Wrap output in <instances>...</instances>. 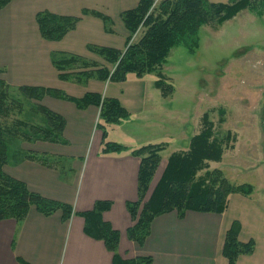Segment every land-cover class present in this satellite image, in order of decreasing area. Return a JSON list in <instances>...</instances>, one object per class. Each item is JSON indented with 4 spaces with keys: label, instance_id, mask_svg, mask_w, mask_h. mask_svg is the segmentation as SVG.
Returning a JSON list of instances; mask_svg holds the SVG:
<instances>
[{
    "label": "crops",
    "instance_id": "crops-1",
    "mask_svg": "<svg viewBox=\"0 0 264 264\" xmlns=\"http://www.w3.org/2000/svg\"><path fill=\"white\" fill-rule=\"evenodd\" d=\"M139 1L13 0L0 11V80L12 88L55 89L74 99L92 93L117 100L130 117L119 126L111 127L108 136L116 129L121 130L124 142L119 145L129 151L155 144L154 138L147 140L146 137L158 129L163 136L158 141H174L175 131L169 132V129H175V110L154 87V77L137 79L130 75L122 84L90 80L78 86L60 82L51 64V55L62 53L104 65L88 52L89 46L124 51L129 34L120 15L135 9ZM208 1L225 4L230 0ZM40 12L80 21L61 41L45 42L35 22ZM91 12L109 19L110 32ZM41 105L64 119L63 137L67 146L38 142L28 144L26 149L22 147V151L45 154L59 162L63 159L66 173L71 176L63 178L56 167L47 169L23 160V156L3 171L24 183L30 192L71 207L72 215L63 221L61 212L44 217L30 209L20 224L13 220L0 222V264H112V254L103 243L84 233L81 215L91 212L96 203L111 205L101 214V221L118 233L117 255L121 261L149 257L152 264H227L222 256L225 234L237 222L240 225L238 241L253 242L254 252L239 257L236 264H264V198L252 195L230 196L227 209L221 215L197 212H186L182 218L175 212L160 215L152 221L149 236L141 247L130 242L126 232L134 222L126 206L138 199L139 160L128 154L99 156L101 134L95 129L98 108L80 111L72 103L47 97ZM134 145L139 146L133 149ZM165 166L160 160L144 201L150 197Z\"/></svg>",
    "mask_w": 264,
    "mask_h": 264
},
{
    "label": "trees",
    "instance_id": "trees-1",
    "mask_svg": "<svg viewBox=\"0 0 264 264\" xmlns=\"http://www.w3.org/2000/svg\"><path fill=\"white\" fill-rule=\"evenodd\" d=\"M12 1L0 0V11ZM152 7L153 1L140 0L135 9L120 15V20L129 34L124 51L88 47V52L105 65L74 55L53 53L50 60L58 80L84 86L90 80L122 84L130 75L137 79L153 76L154 87L165 99L173 94L174 89L170 80L162 73V68L173 49L182 46L192 54L199 47L200 28L209 25L221 26L241 12L247 11L256 17H264V0H230L225 4L210 3L208 0H174L160 2L156 10ZM89 14L100 19L107 32H110L107 29L110 24L107 17L94 12ZM79 21L78 18L57 16L48 12H40L35 17L41 39L51 43L61 41L76 28ZM139 31L140 38L131 42L132 37ZM46 97L72 103L80 111L89 107L98 108L96 129L101 134L99 156L128 154L139 160L138 199L126 206L134 222L126 232L127 238L138 247L149 236L152 221L160 215L171 212H175L180 218L186 212L221 215L227 209L230 196L249 197L252 194L251 186L231 185L220 171L208 170L210 163L221 162L230 136L218 139L207 113L202 115L200 131L190 139L187 150L169 156L159 181L148 200L144 201L160 164V154L166 146L147 144L129 151L119 144L107 141L111 127L119 126L130 117L117 100L92 93L74 99L55 89L12 88L0 80V222L13 220L20 224L26 219L30 209H35L44 217L61 212L63 221L69 220L72 215L71 207L30 192L24 183L9 177L3 171L4 167L21 156L23 160L47 169L56 167L57 160L54 157L23 152L21 149L11 152L14 138L27 144L41 142L67 146L63 137L65 121L41 105ZM25 102H29L32 113L43 116L44 125L31 124L24 120L7 125L11 116L23 114ZM222 115L223 113L220 114L221 117ZM110 207V203H96L91 212L81 215L85 222L84 233L103 243L105 249L112 254V264H152L149 257L133 261L119 259V235L101 221V214ZM239 232L240 225L234 222L225 234L222 256L227 264H236L239 257L250 256L254 252L253 242L242 244L238 241Z\"/></svg>",
    "mask_w": 264,
    "mask_h": 264
},
{
    "label": "rangeland",
    "instance_id": "rangeland-1",
    "mask_svg": "<svg viewBox=\"0 0 264 264\" xmlns=\"http://www.w3.org/2000/svg\"><path fill=\"white\" fill-rule=\"evenodd\" d=\"M198 37L197 50L190 54L182 46L173 49L162 68L174 89L164 100L175 110V129H169L175 131V142L158 141L163 137L159 129L146 138L166 146L160 154L165 164L171 154L187 150L190 139L200 131L202 115L207 113L215 136H230L221 162L210 163L208 170L220 171L231 185H249L254 198H264V17L244 11L221 26H203ZM20 120L37 125L45 122L42 115L31 112L29 102H25L23 114L11 116L7 125ZM120 131H113L107 141L122 144ZM11 147L14 153L28 144L14 138ZM61 160L56 168L68 178L71 174L66 173V163Z\"/></svg>",
    "mask_w": 264,
    "mask_h": 264
},
{
    "label": "water",
    "instance_id": "water-1",
    "mask_svg": "<svg viewBox=\"0 0 264 264\" xmlns=\"http://www.w3.org/2000/svg\"><path fill=\"white\" fill-rule=\"evenodd\" d=\"M263 129H264V120H263Z\"/></svg>",
    "mask_w": 264,
    "mask_h": 264
}]
</instances>
